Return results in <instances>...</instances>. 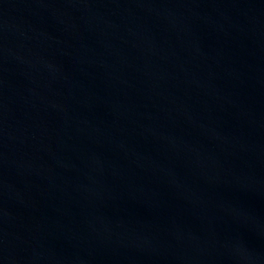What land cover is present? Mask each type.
<instances>
[{
	"label": "water",
	"instance_id": "1",
	"mask_svg": "<svg viewBox=\"0 0 264 264\" xmlns=\"http://www.w3.org/2000/svg\"><path fill=\"white\" fill-rule=\"evenodd\" d=\"M0 264H264V0H0Z\"/></svg>",
	"mask_w": 264,
	"mask_h": 264
}]
</instances>
